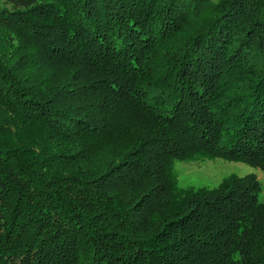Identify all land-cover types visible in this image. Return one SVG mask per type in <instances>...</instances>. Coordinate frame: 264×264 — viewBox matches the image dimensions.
Segmentation results:
<instances>
[{"label":"trees","instance_id":"16d2710c","mask_svg":"<svg viewBox=\"0 0 264 264\" xmlns=\"http://www.w3.org/2000/svg\"><path fill=\"white\" fill-rule=\"evenodd\" d=\"M264 0H0V264H264Z\"/></svg>","mask_w":264,"mask_h":264},{"label":"rangeland","instance_id":"374dc122","mask_svg":"<svg viewBox=\"0 0 264 264\" xmlns=\"http://www.w3.org/2000/svg\"><path fill=\"white\" fill-rule=\"evenodd\" d=\"M175 170L180 186L214 187L230 174L255 173L260 182L258 197L264 201V170L246 162L229 161L222 158L176 160Z\"/></svg>","mask_w":264,"mask_h":264}]
</instances>
